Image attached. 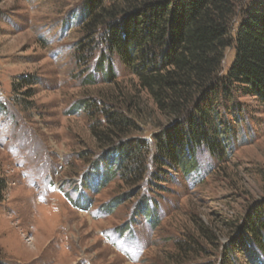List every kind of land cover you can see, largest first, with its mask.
Masks as SVG:
<instances>
[{
  "label": "rangeland",
  "instance_id": "rangeland-1",
  "mask_svg": "<svg viewBox=\"0 0 264 264\" xmlns=\"http://www.w3.org/2000/svg\"><path fill=\"white\" fill-rule=\"evenodd\" d=\"M88 1L0 0V264H264V228L259 245L247 230L264 211V99L236 84L216 106L234 129L220 153L198 150L189 175L162 164L155 134L176 118L87 25ZM135 138L137 173L100 163Z\"/></svg>",
  "mask_w": 264,
  "mask_h": 264
},
{
  "label": "trees",
  "instance_id": "trees-1",
  "mask_svg": "<svg viewBox=\"0 0 264 264\" xmlns=\"http://www.w3.org/2000/svg\"><path fill=\"white\" fill-rule=\"evenodd\" d=\"M104 1L89 0L84 21L100 26L107 49L131 66L159 108L176 118L170 129L155 134L157 158L185 175L195 172L198 150L216 154L222 134L233 135L230 120L219 119L218 98L229 97L238 84L264 99V0L241 9L239 0H125L120 7H105ZM232 46L235 58L222 73L225 51ZM148 143L144 138L123 140L105 151L100 163L135 174ZM5 189L0 177V200ZM142 212L152 214L149 208ZM262 228L264 211L258 210L247 225L252 243L263 242Z\"/></svg>",
  "mask_w": 264,
  "mask_h": 264
}]
</instances>
